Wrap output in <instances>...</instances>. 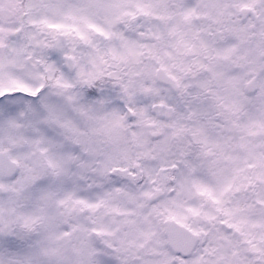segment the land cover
<instances>
[{
    "label": "clouds",
    "instance_id": "obj_1",
    "mask_svg": "<svg viewBox=\"0 0 264 264\" xmlns=\"http://www.w3.org/2000/svg\"><path fill=\"white\" fill-rule=\"evenodd\" d=\"M0 264H264V0H0Z\"/></svg>",
    "mask_w": 264,
    "mask_h": 264
}]
</instances>
